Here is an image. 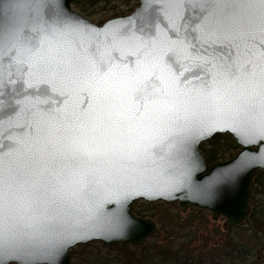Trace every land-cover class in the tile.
<instances>
[{
  "label": "snow or ice",
  "instance_id": "1",
  "mask_svg": "<svg viewBox=\"0 0 264 264\" xmlns=\"http://www.w3.org/2000/svg\"><path fill=\"white\" fill-rule=\"evenodd\" d=\"M4 3L0 264H58L101 192L126 200L184 183L193 135L225 125L264 155V0H142L138 25L107 30L68 0ZM5 123L23 131L5 137Z\"/></svg>",
  "mask_w": 264,
  "mask_h": 264
},
{
  "label": "water",
  "instance_id": "2",
  "mask_svg": "<svg viewBox=\"0 0 264 264\" xmlns=\"http://www.w3.org/2000/svg\"><path fill=\"white\" fill-rule=\"evenodd\" d=\"M94 0H68L69 9L78 17H82L95 29H106L122 26L128 23V18L137 17V13L142 7V0L139 1V7L128 15L117 16L107 19L103 24H96L89 18L72 10L74 4L82 5L92 3ZM11 7L10 0H5L4 8ZM110 22H112L110 24ZM136 25L140 23L137 17L134 21ZM163 27V25H161ZM169 35L172 33L169 31ZM195 43V41H193ZM215 46H219V43ZM207 47V45H205ZM190 76V73H185ZM195 83V77H191ZM52 98L56 96L53 93ZM57 105H53L56 107ZM47 108V105H42ZM2 131L5 137L8 135H18L23 130L19 128L9 129L7 123L4 124ZM219 135H229L234 138L240 146L236 156L230 160L209 164L201 152L202 144ZM5 150H8L10 141L4 139ZM259 144H245L241 142L240 136L225 125H220L215 129H208L199 135H193L188 141L187 153L183 161V170L186 173L184 183L172 187L166 182L156 185V189L147 195L134 194L126 200H116L106 196L103 192L97 197V214L91 220L85 222V226L80 229V236L74 241L69 242L63 247L59 256L58 264H71L70 251L78 246L92 242H101L106 247L116 244L128 243L131 246L138 247L146 240L151 238L159 230V223L155 219L138 216L132 206L139 200L146 202H166L169 204H178L180 211L186 213L190 207L210 211L213 221L225 218L223 229L229 231L236 227L244 225L250 218L252 212L253 184L258 171H264V155L257 153ZM247 153L251 159L246 170L236 174L225 183L217 184L211 189L208 188L210 178L231 174L237 167V162L241 153ZM257 153L256 155H252ZM120 216H126L133 222L125 229H119L111 226V222ZM8 264H18L17 261H9Z\"/></svg>",
  "mask_w": 264,
  "mask_h": 264
},
{
  "label": "trees",
  "instance_id": "3",
  "mask_svg": "<svg viewBox=\"0 0 264 264\" xmlns=\"http://www.w3.org/2000/svg\"><path fill=\"white\" fill-rule=\"evenodd\" d=\"M200 150L207 162L214 164L234 158L240 146L232 136L219 135L202 144ZM136 203L133 204L132 210L138 216H143V211L137 208ZM157 204L159 203L155 205ZM162 204L167 207L150 213V217L161 225L160 230L150 240L138 247H133L128 243L107 247L109 250L119 249L120 255L115 259L117 264H245L249 263L248 261L251 262L250 264H263L264 171H258L255 177L251 202L252 212L249 220L244 225L229 231L216 226L209 232V236H202V241L196 238L195 241L190 239L178 243L175 241L177 233L173 234L172 231L175 232L177 225L181 222L192 227L194 224L192 219L200 216L204 219L206 212L193 209L197 214L189 215L190 218L186 219L179 211H171L176 207L175 205L165 202ZM207 222H205L206 226ZM197 234H193V237H197ZM72 255L75 257L74 253ZM249 258L251 260H248ZM74 264L95 263L87 258H77ZM102 264L106 263L102 262Z\"/></svg>",
  "mask_w": 264,
  "mask_h": 264
},
{
  "label": "rangeland",
  "instance_id": "4",
  "mask_svg": "<svg viewBox=\"0 0 264 264\" xmlns=\"http://www.w3.org/2000/svg\"><path fill=\"white\" fill-rule=\"evenodd\" d=\"M138 7H139L138 0H94L92 3L85 4V5L84 4L82 5L74 4L72 6V10L77 13L82 14L83 16L89 18L94 23L100 25V24H103L107 19L131 14ZM156 203H159V204L155 205ZM162 203L164 202L159 201V202L150 203L144 200H139L137 201L136 206L138 209L143 211L142 217L145 216L146 218H151L150 213L156 212L158 209H162L163 207L164 208L167 207L163 205ZM166 204H169V203H166ZM171 205L176 206L174 208L171 207L172 208V209L170 208L171 211L173 210L175 212L179 211L180 214L185 216L186 219L190 218L189 215L194 216L197 214L196 211H194L193 209L201 210L198 208L190 207L186 213H182L180 211L178 204H171ZM202 211L206 212L205 218L201 219L202 216H200V217H195V219H192L194 223L192 227L182 224L183 222L177 225L175 232L172 231L173 234L177 233L175 235V238H176L175 241H178V243L186 242L190 239H193V241H195L196 238L202 241L203 240L202 236L204 235L209 236L210 235L209 232L211 230H214L216 226H220L223 229L225 218H220V220L218 221H213L211 218L212 213L210 211H206V210H202ZM206 220H208V222ZM205 222H207V226ZM159 227H161L160 224H159ZM191 232L193 234L198 233L197 237L196 236L193 237V234ZM151 238H149L148 240H150ZM215 239H217V237ZM118 250L119 249H116V248L113 250H109L101 242H92L90 244L78 245L70 251V253L72 252L71 253V259H72L71 264H74L77 258H87L88 260H91L95 264H102V262H105L106 264H117L118 262L115 259L118 258L120 255V253H118ZM73 253L75 257H73L72 255ZM248 260H251V259L249 258ZM248 262L249 263H245V264L251 263L250 261ZM263 264H264V261H263Z\"/></svg>",
  "mask_w": 264,
  "mask_h": 264
},
{
  "label": "flooded vegetation",
  "instance_id": "5",
  "mask_svg": "<svg viewBox=\"0 0 264 264\" xmlns=\"http://www.w3.org/2000/svg\"><path fill=\"white\" fill-rule=\"evenodd\" d=\"M85 5V4H84Z\"/></svg>",
  "mask_w": 264,
  "mask_h": 264
}]
</instances>
